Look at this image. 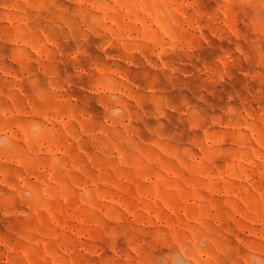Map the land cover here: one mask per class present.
I'll use <instances>...</instances> for the list:
<instances>
[{
    "label": "rangeland",
    "instance_id": "rangeland-1",
    "mask_svg": "<svg viewBox=\"0 0 264 264\" xmlns=\"http://www.w3.org/2000/svg\"><path fill=\"white\" fill-rule=\"evenodd\" d=\"M0 264H264V0H0Z\"/></svg>",
    "mask_w": 264,
    "mask_h": 264
}]
</instances>
